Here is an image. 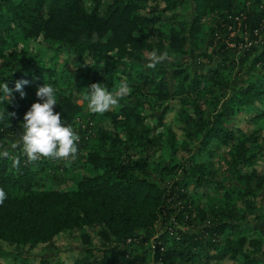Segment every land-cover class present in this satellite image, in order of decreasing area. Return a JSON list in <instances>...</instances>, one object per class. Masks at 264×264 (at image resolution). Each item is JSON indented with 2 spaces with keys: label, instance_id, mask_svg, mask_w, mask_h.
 Here are the masks:
<instances>
[{
  "label": "trees",
  "instance_id": "trees-1",
  "mask_svg": "<svg viewBox=\"0 0 264 264\" xmlns=\"http://www.w3.org/2000/svg\"><path fill=\"white\" fill-rule=\"evenodd\" d=\"M190 2L191 18L183 13L186 0H0V86L13 89L11 102L0 91V151L22 129L44 83L55 88V111L71 126L83 108L79 99L88 105L91 84L112 91L127 81L132 88L117 107L82 114L103 122V150L84 158L88 173L43 178L56 159L27 163L20 156L13 168L11 159L0 158V187L7 194L0 245L14 248L0 247V264H68L59 237L89 228L98 229L101 246H90L84 234L87 244L71 264H148L145 245L152 240L153 264H264V210L256 202L264 178L255 179L256 154H249L258 138L235 122L239 114L264 118V0ZM208 12L217 14L208 35L222 58L189 69L182 60ZM14 33L18 42L42 38L72 57L60 70L18 49ZM153 49L175 55L149 69ZM231 68L241 78L229 84L222 72ZM22 80L28 81L23 98L15 91ZM138 147L156 154L142 155ZM152 171L172 178L160 184ZM202 191L208 204L198 202ZM157 224L162 231L153 239ZM137 246L145 250L139 254Z\"/></svg>",
  "mask_w": 264,
  "mask_h": 264
},
{
  "label": "rangeland",
  "instance_id": "rangeland-1",
  "mask_svg": "<svg viewBox=\"0 0 264 264\" xmlns=\"http://www.w3.org/2000/svg\"><path fill=\"white\" fill-rule=\"evenodd\" d=\"M243 0H240V2ZM248 2V4H251L253 0H245ZM106 4H104L101 7L102 12L106 9ZM192 3L190 0H186L185 8L183 9V13L188 16L189 18L192 17ZM186 19V17L181 18ZM217 19L216 12H208L207 14H204L200 18V24L202 25V30L197 34V36L189 41V44L187 45L189 56L183 57V64H185V67L191 69V68H198L200 70H203L207 68V66H215L216 63L221 60V56H219L216 52H214L216 46L213 43H210V35H208V29L211 26H214ZM240 25V24H239ZM235 32L232 33L234 35ZM263 36V35H262ZM11 37L14 38V43L19 41V36L15 33L11 35ZM10 37V38H11ZM10 38H7V42ZM227 38V37H226ZM4 42V41H3ZM13 43V44H14ZM18 46V49H25L29 53V57L38 55L43 57L46 63L48 64H55L57 68L60 70L65 69V66L67 63L66 59L71 58L72 55L67 52H62L60 49H56L54 45H50L49 42L46 40L39 38V39H32L27 38L21 40ZM10 44V43H7ZM175 54L171 53V56ZM70 66V65H68ZM238 68H231L229 70H224L222 72V76L225 78L226 82L229 84L232 83V80L234 78H241V74L237 71ZM78 103L83 106L82 110H80L79 115H76L74 119V123L72 125L75 132L78 133L80 140L78 142V148L79 152L77 154V159L74 161H64V160H55L53 164L46 166V171L43 172L42 175L43 178H51L53 176H58L62 178H76L79 177L82 174L88 173V168L85 166V160L84 158L87 156L89 152L93 151H99L103 150V143L101 140V127L103 125V122L100 120V115L96 116H88L83 117L82 114H90L88 110V105L84 103V100L82 98L79 99ZM242 115H238V118L236 119V124L247 134V135H254L258 138V141L256 143V146L251 147L249 154H256L253 162L256 165V178H264V118L258 119V120H250V119H244L241 118ZM174 128L180 132V129L178 127V124L174 123ZM22 132V129L18 130L17 133L13 134L8 138V144L5 147V149H8L10 152L18 153V150H11L10 145L11 143L15 142L19 139L20 134ZM232 144V143H231ZM220 143L214 142V145H212L214 148L215 146H219ZM138 152H140L142 155L147 154L149 156H154L156 154V151L153 150H146L143 147H138L136 149ZM134 150V151H136ZM133 151V152H134ZM223 155V152H218V154H215V157L213 158V166L218 168V160ZM201 161H205L206 158L204 156L200 157ZM214 166V167H215ZM224 174L222 175V177ZM150 177L160 184L166 185L171 180L172 176L165 175L164 173L160 171H152L150 174ZM64 188H69L68 186L64 185ZM211 190V189H210ZM192 195H197L198 192L194 191L191 188H188L186 190ZM212 194V190L208 191ZM199 195L201 198L198 199V202H202L203 204H208L207 197L203 196L204 192H200ZM209 198H212L213 196H208ZM256 202L259 205L261 209L264 210V182L262 183V188L259 191V195L256 198ZM178 228H182V226L178 225ZM157 232L153 239L158 238L160 235V232L162 231L161 225L157 224L156 226ZM98 229L97 228H89L84 229L79 232H76L71 235H61L59 237V240L57 241V244L63 248V251L60 255L62 260L65 263L71 264V260L75 255H78L76 250H78L80 247L86 245L84 234L89 236L90 239V246L93 248L100 247V240L98 239L96 233ZM153 240L147 243L145 245V248H150L149 251V263L153 264ZM1 249L13 251L14 248L11 246H4L0 245ZM145 248H141L139 246L136 247L137 252L140 254L142 253ZM56 252V251H55ZM50 256V255H48ZM53 258L55 260H58L60 257L59 255L52 254ZM70 262V263H69Z\"/></svg>",
  "mask_w": 264,
  "mask_h": 264
},
{
  "label": "clouds",
  "instance_id": "clouds-1",
  "mask_svg": "<svg viewBox=\"0 0 264 264\" xmlns=\"http://www.w3.org/2000/svg\"><path fill=\"white\" fill-rule=\"evenodd\" d=\"M147 58L146 66L149 69H155L157 65L172 59L167 51L159 52L157 49L148 53ZM27 83L26 80L16 82L15 91L20 92L22 98L26 95L22 89ZM0 91L4 93V98H9L11 102L13 89H10L7 83L0 86ZM86 93L88 110L103 114L117 107L121 99L132 93V88L127 81H121L112 91H109L105 84L93 83L86 89ZM55 94L56 90L51 84L44 83L38 87L36 91L38 102L33 103L24 115L20 137L10 145L11 150H18V154L12 155L8 149L0 151V158L11 159L13 168L19 167L20 156H25L27 163H34L41 157L64 161L77 159L80 137L71 125L62 122L61 113L55 111L57 106ZM7 115L14 117L16 114ZM6 199L7 194L0 187V205Z\"/></svg>",
  "mask_w": 264,
  "mask_h": 264
}]
</instances>
